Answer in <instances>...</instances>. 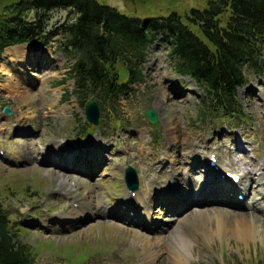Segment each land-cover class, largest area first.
<instances>
[{
	"label": "rangeland",
	"instance_id": "374dc122",
	"mask_svg": "<svg viewBox=\"0 0 264 264\" xmlns=\"http://www.w3.org/2000/svg\"><path fill=\"white\" fill-rule=\"evenodd\" d=\"M208 1L98 0L136 17L186 14L193 8H205ZM5 6L0 4V14ZM68 15V11H54L50 27ZM52 46L34 51L38 58H31L27 48L9 49L0 60L19 78L21 87L5 89L9 77L0 69V203L19 230L20 241L31 248L34 264H164L158 255L166 257V264H174L172 254L182 256L183 264H264V211L256 219L257 233L241 237L230 229L235 217L204 214L210 205L194 206L200 201H189L184 207L178 199L162 200L150 205L148 215L142 209L143 201L136 199L138 194L141 200H151L153 181L169 189L171 176L159 178L149 167L152 156L166 153L179 134H203L219 142L215 148L220 160L239 162V172L243 164L264 173L260 171L264 127L255 117L264 115V73H247L248 83L238 92L240 116L222 117L202 102L205 94L199 86L176 75L168 46L158 43L144 66V83L132 86L136 92L116 104L103 105L94 98L102 106L96 130L87 125L85 110L76 97L65 100L66 92L75 88L70 74L73 62ZM10 58L17 61L10 62ZM5 107L12 114L4 113ZM149 110L157 115L156 125L146 118ZM88 132L93 134L88 136ZM235 140L244 148L230 157L227 152L235 149ZM85 147L90 155L82 157ZM60 149L76 153L71 155L70 168L62 165L67 157L58 162ZM78 156L82 158L74 161ZM129 167L137 171L140 183L132 195L125 182ZM83 182L90 184L85 190ZM252 193L253 186L240 196L250 203ZM259 202L264 208V201ZM221 207L225 213L234 209ZM147 216L159 228L147 223ZM218 219L225 227L220 233ZM146 251L148 256L156 252L153 263L146 259Z\"/></svg>",
	"mask_w": 264,
	"mask_h": 264
},
{
	"label": "trees",
	"instance_id": "16d2710c",
	"mask_svg": "<svg viewBox=\"0 0 264 264\" xmlns=\"http://www.w3.org/2000/svg\"><path fill=\"white\" fill-rule=\"evenodd\" d=\"M0 4L6 5L0 14V58L12 46L57 43V51L74 61L75 90L65 100L74 95L83 109L93 98L103 105L117 102L143 83L144 65L157 43L168 46L175 73L196 83L218 115L235 113L248 72L264 73V0H209L184 16L159 17L125 15L98 0ZM58 10L69 15L52 28V13ZM0 264H34L31 248L20 241L1 203Z\"/></svg>",
	"mask_w": 264,
	"mask_h": 264
},
{
	"label": "bare ground",
	"instance_id": "6f19581e",
	"mask_svg": "<svg viewBox=\"0 0 264 264\" xmlns=\"http://www.w3.org/2000/svg\"><path fill=\"white\" fill-rule=\"evenodd\" d=\"M9 61L15 62L17 61V58H10ZM25 65L28 66L27 63H25ZM0 69L9 77L5 89L9 91H18L21 88L19 78L17 79L13 77L10 69L4 64H0ZM23 69L29 70V67H23ZM255 117H257L256 119L259 124L264 127L263 113ZM173 133L175 132L173 131ZM218 143V141L214 142L213 139L204 137L203 134H192L191 136L187 134H179L176 137H173V141L170 142L171 147H169L167 152L163 155L155 154V156H152L151 159H153L154 162L149 167V171L155 170L154 172L157 173V177L159 178L163 177L164 174H169L171 176V180L168 182L169 189H165L161 185L157 186L155 184L156 181H153L149 191L151 197L150 201L141 200L137 195L138 201H143L141 203L142 209L147 211L148 215H150L152 213V206L150 205L152 203L156 204L161 202L162 200L170 199L171 201H174L175 199H178L177 201L184 207H188L187 203L189 201L192 203L200 201V203L195 204L194 206L205 204L203 206L206 207L207 205H210L203 210L204 214L212 215L223 213L235 217L237 220H235L234 226L232 225L230 228L233 234L241 237L254 236L257 233L255 225L256 219L259 220V214H262L264 211V208L259 202L260 200L264 201V192L261 191V187H264V173L259 174L258 171L250 170L247 165L243 164L241 165L239 172L236 169V165H239V162L232 160L230 163H225L220 160V157L216 152L217 148H215ZM234 145L235 149L228 150L227 152L230 157L235 156L237 152H241L240 150L244 148L243 143L238 140L234 141ZM67 153H69L68 156H66ZM71 155H76V153L71 154L70 152H66L65 149H60L58 157L61 161H58L57 159L55 160L61 163L67 157V160L62 162V165L70 168L71 165L69 160L72 159ZM80 155L82 157L90 155L88 148L85 147L81 149ZM213 155H215V158H218L214 167L210 165L211 163L209 164V161L204 159H209V157ZM81 156L76 157L74 161L82 158ZM158 164L160 170L157 171V168H154ZM261 170H264V166L261 167L260 171ZM80 173H84L86 176H92L94 174L88 175L86 172ZM227 173L240 176V182L235 183L232 179L224 176ZM83 184L84 190L90 185L87 182H83ZM252 186L255 194L252 193L251 202L249 203L246 199L241 200L239 196L249 193ZM160 189L164 190V192L160 191ZM140 190H143L142 187ZM160 195H162V197H160ZM101 205L102 204H100V206ZM221 206H228L234 209L226 211L225 213ZM239 208L249 210L250 212L242 213ZM97 216L100 217L101 213L98 212ZM146 219L148 221L147 223L156 225L155 223L150 222L148 216ZM221 221L222 220L218 219V233L222 232L225 228ZM157 228H159V225H156V229ZM212 235H215V233H212ZM144 255L148 262L152 263L157 258L156 252L148 256V252L146 251ZM169 255L171 256L170 253ZM158 259H161L164 264L167 263L164 255H158ZM171 259L174 264L184 263V258L177 254H172Z\"/></svg>",
	"mask_w": 264,
	"mask_h": 264
},
{
	"label": "water",
	"instance_id": "95a60500",
	"mask_svg": "<svg viewBox=\"0 0 264 264\" xmlns=\"http://www.w3.org/2000/svg\"><path fill=\"white\" fill-rule=\"evenodd\" d=\"M5 112L8 114L11 113L9 108H6ZM86 114L90 123L94 125L99 124L100 110L96 102L91 101L90 103H88L86 107ZM147 118L152 123L157 122V116L153 110L148 111ZM126 180L130 189L136 190L138 188V177L136 175V172L132 168H129L127 170Z\"/></svg>",
	"mask_w": 264,
	"mask_h": 264
}]
</instances>
